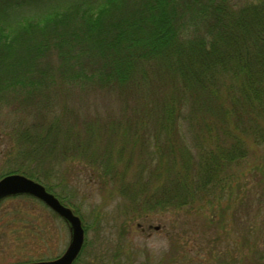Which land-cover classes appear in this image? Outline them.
Returning <instances> with one entry per match:
<instances>
[{"label":"rangeland","instance_id":"374dc122","mask_svg":"<svg viewBox=\"0 0 264 264\" xmlns=\"http://www.w3.org/2000/svg\"><path fill=\"white\" fill-rule=\"evenodd\" d=\"M115 47L106 60L76 45L18 60L0 48V178L30 177L79 216L74 264H264V140L247 141L241 161L210 159L215 187L175 179L152 121L171 84L154 61ZM114 56L128 60L124 82ZM68 242L37 199L0 202V264L54 259Z\"/></svg>","mask_w":264,"mask_h":264},{"label":"trees","instance_id":"16d2710c","mask_svg":"<svg viewBox=\"0 0 264 264\" xmlns=\"http://www.w3.org/2000/svg\"><path fill=\"white\" fill-rule=\"evenodd\" d=\"M74 45L104 60L124 47L157 64L149 70L172 90L156 105L153 132L175 179L192 188L219 183L214 156L241 161L247 141L264 140V0H0L7 56ZM124 62L109 61L123 82L132 75ZM189 166L203 171L187 176Z\"/></svg>","mask_w":264,"mask_h":264},{"label":"water","instance_id":"95a60500","mask_svg":"<svg viewBox=\"0 0 264 264\" xmlns=\"http://www.w3.org/2000/svg\"><path fill=\"white\" fill-rule=\"evenodd\" d=\"M27 195L38 199L66 223L70 240L64 253L56 259L19 264H71L77 257L84 239L80 218L39 182L22 174L12 173L0 178V202L11 196ZM157 228V227H156Z\"/></svg>","mask_w":264,"mask_h":264},{"label":"flooded vegetation","instance_id":"af4514ba","mask_svg":"<svg viewBox=\"0 0 264 264\" xmlns=\"http://www.w3.org/2000/svg\"><path fill=\"white\" fill-rule=\"evenodd\" d=\"M69 243V242H68ZM84 244V243H83ZM82 247H83V245H82ZM82 247H81V250H82ZM80 253H81V251H80ZM80 253H79V255H80ZM79 255L77 256V258L73 261V263L72 264H74L75 262H76V260L79 258ZM60 256V255H59ZM58 256V257H59Z\"/></svg>","mask_w":264,"mask_h":264}]
</instances>
